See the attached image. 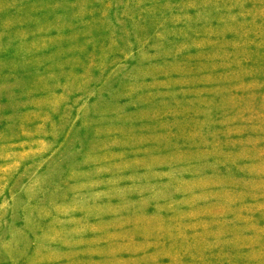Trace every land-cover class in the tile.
Returning a JSON list of instances; mask_svg holds the SVG:
<instances>
[{
	"label": "rangeland",
	"instance_id": "374dc122",
	"mask_svg": "<svg viewBox=\"0 0 264 264\" xmlns=\"http://www.w3.org/2000/svg\"><path fill=\"white\" fill-rule=\"evenodd\" d=\"M0 264H264V0H0Z\"/></svg>",
	"mask_w": 264,
	"mask_h": 264
}]
</instances>
